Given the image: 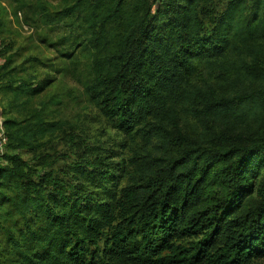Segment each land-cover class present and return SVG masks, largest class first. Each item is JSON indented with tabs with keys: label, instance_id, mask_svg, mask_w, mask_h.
Wrapping results in <instances>:
<instances>
[{
	"label": "trees",
	"instance_id": "16d2710c",
	"mask_svg": "<svg viewBox=\"0 0 264 264\" xmlns=\"http://www.w3.org/2000/svg\"><path fill=\"white\" fill-rule=\"evenodd\" d=\"M7 1L17 21L44 25L40 41L57 55L17 64L8 56L0 67L9 148L0 163V264H250L264 258V0H226L221 10L217 0H155V12L152 0ZM125 12L133 15L124 29L110 32ZM69 18L118 37L117 48L101 56L76 39L104 60L97 71L104 115L126 134L158 137L168 153L154 164L163 174L151 175L150 166L147 180L137 184L140 195L127 217L118 218L116 209L124 206L117 191L129 172L112 170L109 157L73 161L59 171L41 162L38 170L17 152L37 157L59 129L43 117L56 93L41 100L32 118L19 113L46 89L35 81L37 67L63 77L69 71L75 53L64 51L54 33ZM3 26L0 21V31ZM199 64L223 70L224 84L233 88L192 82ZM180 97L189 100L202 136L177 139L160 117L151 120ZM246 118L260 120L261 128H239ZM219 127L230 133L221 135Z\"/></svg>",
	"mask_w": 264,
	"mask_h": 264
},
{
	"label": "rangeland",
	"instance_id": "374dc122",
	"mask_svg": "<svg viewBox=\"0 0 264 264\" xmlns=\"http://www.w3.org/2000/svg\"><path fill=\"white\" fill-rule=\"evenodd\" d=\"M151 2L154 6L153 12H155L158 2L155 0ZM225 4L226 0H217V10L223 9ZM12 8L10 2L0 0V21L4 23L2 31H0V67L5 64L8 56H14L16 64L34 55L39 58L44 55L43 59L56 57V52L52 50L54 48L50 49L40 41V36L45 35L44 25L39 21L35 22L36 24L17 21L11 15ZM132 15L133 13L125 12L114 22L110 32L124 29L126 21ZM19 17L22 18L21 13ZM68 20L70 25L66 21L57 25V30L54 33L58 38L55 42L60 40L64 51L72 48L75 53L74 61L69 60L70 62H68L69 71L63 77V74L51 68L37 67L35 81L37 83L46 82V89L40 93L37 101L30 104L29 108L21 109L19 113V116L23 114L25 117L32 118L33 109L39 108L41 100L46 101L51 94L56 93L55 101L48 107L52 111L44 113L43 117L47 121L56 123L59 129L57 133L44 139L47 140V143L39 153L35 152L38 156L43 155L44 160H39L38 156L35 157V154L28 149H20L17 152L22 158L35 164L38 170L44 168V165H39L41 162L53 163L59 171L61 168L69 167L73 161H92L100 157V154L103 161L109 157L107 162L113 165L112 170H118L123 166L129 172L120 181L117 191V197L119 200H123L124 206L122 209H116L118 218L127 217L124 214L132 211L133 207L131 206L134 205L136 197L140 195L141 188L137 184L147 180L145 172L150 169V166L151 175L156 177L163 174L159 171L161 168H155L154 164L163 163L159 159L167 158L168 153L162 147L158 137L149 140L136 134L135 131L132 134H126L117 129L102 111L101 105L105 104L103 102L105 86L97 81V71L101 70L104 60L103 58L95 59L96 57L90 54L87 49H83L81 43L77 45L79 41L76 39L79 36L86 39L88 49L101 56L102 53L112 52L117 48V35L110 32L103 34L105 29L102 30L100 27V32L97 28L88 29L79 21H75L72 25L73 20L71 18ZM68 28L75 31L74 36L66 35L65 31ZM51 33L53 34V31ZM111 70L112 68H106V72ZM222 71L221 69L212 71L209 66L199 64L196 65V70L190 79L198 85H203V82L208 80L216 87H222L221 90H230L233 87H230L231 84H224L225 75ZM188 102L189 100L185 97L176 98L174 103L168 100L164 112L156 117L151 115V120L160 117L159 119H162L168 131L176 134L172 137H177V139L182 136L198 138L202 136V127L198 123V118L194 116L192 108H188ZM3 108H6L5 103L2 104V110ZM11 115H16V112L13 111ZM172 115L178 121V127L177 125L173 127L170 119ZM5 117L4 115L3 119ZM238 127L257 132V129L261 128V121L246 118L243 125H238ZM218 133L227 136L230 130H223L222 127H219ZM7 146L8 143L3 146V153L9 151ZM3 153L0 152V163H6L2 157ZM129 192L131 196L127 198L126 194ZM250 264H264V258L256 259Z\"/></svg>",
	"mask_w": 264,
	"mask_h": 264
},
{
	"label": "built area",
	"instance_id": "2783aa9c",
	"mask_svg": "<svg viewBox=\"0 0 264 264\" xmlns=\"http://www.w3.org/2000/svg\"><path fill=\"white\" fill-rule=\"evenodd\" d=\"M7 143H8V136L6 133L5 126H4V119L2 116V99L0 96V152L1 153H3V151H4L3 146L6 145Z\"/></svg>",
	"mask_w": 264,
	"mask_h": 264
},
{
	"label": "snow or ice",
	"instance_id": "6c2138e0",
	"mask_svg": "<svg viewBox=\"0 0 264 264\" xmlns=\"http://www.w3.org/2000/svg\"><path fill=\"white\" fill-rule=\"evenodd\" d=\"M261 162H264V160H262Z\"/></svg>",
	"mask_w": 264,
	"mask_h": 264
}]
</instances>
